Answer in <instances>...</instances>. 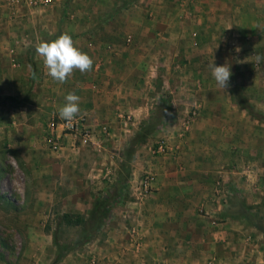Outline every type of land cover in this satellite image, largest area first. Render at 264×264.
<instances>
[{"label":"rangeland","instance_id":"obj_1","mask_svg":"<svg viewBox=\"0 0 264 264\" xmlns=\"http://www.w3.org/2000/svg\"><path fill=\"white\" fill-rule=\"evenodd\" d=\"M6 2L10 13L15 12L11 9L17 10L9 20L0 19V26H6L10 33L17 30L9 35L7 43H15L25 35L31 43L39 44L68 32L85 46L94 64L101 52L95 53L98 57L93 56L92 48L107 50L119 46L127 52L144 43L146 47L132 55L136 57L132 66L122 67L110 61L97 67L95 73L94 66L87 72L90 77L99 72L106 78L111 76L116 80L115 86L121 82L123 98L108 102L109 116L90 118L81 111L96 145H81L78 138L67 137L61 139L60 149L54 153L40 150V155L52 162L46 161L34 169L47 175L52 172L50 167L56 173V181L50 182L51 196H39L40 204L47 205L46 210H33L38 196L31 194L30 189L40 183L29 176L34 165H23V158H34L24 149L35 152L37 144L15 154L0 143V264H99L97 252L111 246L107 234L118 223L124 225L131 238L135 231H130L128 221L146 217L160 234L161 223H177L176 211L188 216L192 230L186 235L192 238L194 247L200 246L197 242L202 237L211 235L212 221L220 223L228 214L241 218L245 226L238 228L234 223L228 251L235 257L239 250L246 252L252 245V250L244 254V263L264 264V177L258 171L264 167V143L257 147L255 141L259 136L264 141V59L259 63L254 59L256 54L264 58V50L247 47L241 35L236 44L230 45L220 41L217 34L212 40L201 31L196 34L197 46L177 48L181 25L177 24L175 13L181 9L180 0H56L47 6ZM208 3H201L200 15L205 16L204 12L210 10L219 13L221 6L239 7L233 12L240 27L238 16L247 8L246 3ZM166 13L172 19L167 20ZM24 16L29 19L17 21ZM164 26L175 30L169 36L171 47L164 46ZM186 26L187 22L182 28L192 30L186 34L191 38L195 28ZM212 61L217 66L226 62L231 66L233 75L226 92L217 87L211 75ZM45 69V78H51ZM30 71L33 73L34 67ZM30 99L26 96L19 102ZM6 102L0 98V124L7 117ZM45 108L49 110L48 106ZM60 120L58 112L48 115L43 118L42 127ZM101 127L106 128L108 135L100 133ZM252 132L256 135L252 136ZM249 138L254 142L247 147ZM160 142L164 150L158 153ZM40 155L37 153L36 157ZM244 167L256 174L247 178L240 173ZM145 178L151 180L143 191ZM21 187L25 194L20 193ZM103 197L107 199V216L97 231L87 232L84 223L72 226L61 221L63 214L86 220L95 202ZM209 197L224 206L242 205L247 209L225 214L213 202V213L205 209ZM143 206L146 212L142 211ZM250 225L255 229L251 230ZM85 233L88 234L84 237ZM236 234H243L244 238L238 240ZM161 241L147 245L157 257L164 255L170 245ZM125 248V264H136L131 242L126 241ZM199 258V262L197 258L189 262L207 264Z\"/></svg>","mask_w":264,"mask_h":264},{"label":"crops","instance_id":"obj_2","mask_svg":"<svg viewBox=\"0 0 264 264\" xmlns=\"http://www.w3.org/2000/svg\"><path fill=\"white\" fill-rule=\"evenodd\" d=\"M52 1L54 2L56 0H51V3ZM225 1L230 3L247 4V8H243L245 11L242 9L244 12L238 16L239 20H241L240 27H237V19H235L236 16L233 12L234 9H238L239 7L237 8L233 5H230L229 7L221 6L219 8V13H216L215 10L214 12L210 10L208 12H204L206 13L205 16L200 15L202 12V10H200L201 3L210 2L213 4H223ZM186 4L189 5L187 6ZM179 5V8L181 9L175 13V15H177L176 22L181 25V27L179 26L180 29L178 28L177 30V48L187 50L190 45L197 46L198 39L196 34L198 31H201L203 34H208V37L212 40H214L215 35L217 34L220 41H226L227 44L231 43L230 45L236 44V41H238L237 36L241 35L242 43L247 47L252 46V49H257L259 51L264 50V0H188V3L186 0H180ZM7 7L8 3L6 0L5 3L4 0H0V19L3 18L9 20L10 15L12 16L17 13L16 9H11V11L15 12L10 13V9H7ZM5 9L7 14L3 13ZM182 10L184 11L183 13ZM194 11L198 12L195 13ZM21 14L23 13L21 12L19 15ZM166 15L168 16L166 17L167 20L172 19L169 16V13H166ZM27 19H29V17L24 16L23 19H17V21H26ZM186 22V28L189 26L195 28L193 32H191V38L186 34H190L188 31L190 32L192 30L182 28ZM203 22L209 25H205ZM165 27L166 26H164V46L166 45L171 47L172 44L169 43V36H172L175 30L172 29L173 27ZM16 33L17 30L16 32L14 31V33H10L6 26H0V98L8 100V102H6L7 108L5 110L7 117H5L4 121L0 124V143L2 145H6L10 153L15 154H18L19 149L23 147L31 148L33 147V144H37L38 148H35V152L31 149L30 151H25L24 149V153H29L34 158H23V165H34L33 169H29V176L41 184L37 183L38 186H32V189H30L31 194L38 196L34 201L36 206L33 205V210H46L47 205L40 204L39 196L42 194H46L48 198L51 196L52 186L50 182L52 181L54 183V181H56V173L55 168L50 169V167L48 170L52 172H49L47 175L43 172H37L34 169L37 165H45L46 161H48L49 164L50 161L52 162V159H44L46 157L40 155L42 154L41 151H49L51 153L55 152V150L49 147L45 142L44 134L46 132V127H42L43 118L48 115L56 114L58 112V108L65 103V97L69 92H74L76 95L81 97V111L90 118L99 114H108L109 116L110 111L107 113V106L110 104H108V102L110 100H119L120 98H123L121 94L122 89L120 88L121 82L118 86H115V79L111 78V76L106 78L100 72L95 75V69L100 67L102 64L109 63L110 61H112V64L120 63L122 67L132 66L134 61H136V57L134 58L132 55L137 54L140 51L142 52L146 45L144 43L142 46L140 45L132 50H127L128 53L119 46L116 48H113L112 46V48L107 47V50H101L97 47L96 49L92 48L94 51V55L92 54L93 56L98 57V55L95 54L97 52H101V56L96 63L93 64L94 73L91 77L88 76L87 73L82 74L77 70L66 83L61 84L52 78H45V73H47L45 69L46 67L43 64V59L36 54V42L34 44L31 43L29 39H26L27 36L23 35V37L18 38L15 43H7L6 40L9 35ZM78 46L88 54L85 46L82 44H78ZM129 54L130 56H128ZM120 56L121 58H119ZM195 63L200 65L198 60H195ZM32 67L35 69L33 73L30 71V68ZM95 86L96 90H94ZM24 96L32 99L28 102H19V100L25 98ZM227 102L229 103V101ZM45 106H48L49 110H47ZM208 107L209 104L206 105L205 109ZM42 129L44 130L42 132L43 136L41 137ZM255 135L256 133L252 132V136ZM259 137L258 139H255L258 145L257 147L262 146V143H264V141L260 140ZM252 142H254V140L250 138L247 139V147L248 145H253ZM59 149L60 146L56 150ZM37 153L40 155L39 157H36ZM248 168H245V170L243 169L240 173H243L247 178H250L252 175H255L256 172L253 173V171ZM258 171H261L260 175L264 177V167L258 169ZM257 174L259 175V173ZM22 176L24 177V174H22ZM20 193L25 194L26 190L21 187ZM213 202L215 203L218 201L209 197L208 203L206 201L205 209L214 213L215 210L211 209L214 205ZM215 204L218 205L217 209L221 208V211L225 214L228 211L232 213L231 211L236 209H240L241 211H245L247 209L242 205L237 208L233 205L224 206L221 203ZM139 208H141V205L138 209ZM146 209L147 208H144L143 206L142 211L146 212L144 211ZM175 215L177 218L179 217L177 223L173 224L171 221H168L169 223H161L160 234L156 233L157 231L154 230V227L149 223L150 220L146 217H143L142 219H139L138 217V219L135 218L134 220L132 219L128 221L131 228H129L130 231H135L131 238L129 237L128 232H126L124 225H120L118 223L115 227H113L114 229L107 234L106 239L111 246L106 247V249L102 250V252H97L99 264H125L123 260L127 259L125 256L127 253L124 252V249H126V241H128L129 244L131 242V245L134 247L133 261L136 264H193L190 263L191 260H193V258H197V261L199 262L200 256L206 260L207 264H245V255L248 251L252 250V245H248L246 252L244 249L239 250V254L235 257L230 251H228L230 250L228 245L233 239L232 229L234 227V223L238 225V228H243L245 226L244 223H241L243 222L241 218L235 219L232 217V214H228L224 216V220L220 223L212 221L213 226L211 235L202 237L197 242L200 243V246L194 247V245H192V238H189V235H186L187 232L192 230L191 224L187 221L188 216L184 217V214L178 213V211L175 212ZM125 216L127 215H124V217ZM220 216L223 215L220 214ZM20 221L25 225V221L23 219H20ZM163 227L164 232H162ZM249 227L251 230L255 229L254 225H250ZM170 229L174 230L172 231ZM237 236L238 240L239 238H244L243 234H240V237L239 235ZM245 238L252 242L250 237L245 236ZM158 239L160 241L164 240V244H170L166 248L167 252H164V255L161 253L159 257L147 248V245ZM240 241L243 243V239ZM123 244L125 247L122 246ZM193 255L196 256L194 257Z\"/></svg>","mask_w":264,"mask_h":264},{"label":"clouds","instance_id":"obj_3","mask_svg":"<svg viewBox=\"0 0 264 264\" xmlns=\"http://www.w3.org/2000/svg\"><path fill=\"white\" fill-rule=\"evenodd\" d=\"M239 50V48L236 49V51ZM35 51L43 59L48 75L61 84L66 83L77 70L83 74L93 69V58L78 46L68 32L60 34L54 40L40 42L36 45ZM254 59L259 63L264 58L256 54ZM209 68L217 87L226 92L230 87V77L233 75L231 66L227 62L217 66L212 61ZM80 103L81 97L74 92H69L63 106L58 108L59 118L71 123L81 113Z\"/></svg>","mask_w":264,"mask_h":264},{"label":"built area","instance_id":"obj_4","mask_svg":"<svg viewBox=\"0 0 264 264\" xmlns=\"http://www.w3.org/2000/svg\"><path fill=\"white\" fill-rule=\"evenodd\" d=\"M11 2L14 3H19V1L27 6H34V5H39V6H47L51 0H10ZM126 119H128L126 117ZM84 118L83 116L79 115L76 117L71 123L60 120L59 122H49L46 124V132L44 134V139L45 142L49 147L52 149L56 150L59 148V144L63 140V138H78L79 143L81 145L85 144H91V145H96V143L93 141L92 134L90 129L86 126L84 123ZM101 134H107L106 128L101 127L100 129ZM62 139V140H61ZM100 146V145H97ZM163 143L160 142L157 145V152L161 153L163 152ZM151 179L145 178L143 181L142 189L145 191L148 186V182Z\"/></svg>","mask_w":264,"mask_h":264},{"label":"trees","instance_id":"obj_5","mask_svg":"<svg viewBox=\"0 0 264 264\" xmlns=\"http://www.w3.org/2000/svg\"><path fill=\"white\" fill-rule=\"evenodd\" d=\"M106 198L103 197L100 202L96 201V206L92 209L91 211L88 213V217L86 218V220H82V218H70L68 214H63L61 221L63 223H65L66 225H72V226H79L82 225L84 223L86 231L89 232L90 231H97L101 224H102V220H104L107 216V212H106ZM99 211H102L101 215H99ZM86 221V222H85ZM88 234V233H87ZM85 233L84 237L87 235ZM86 241L84 240L83 243H85Z\"/></svg>","mask_w":264,"mask_h":264}]
</instances>
